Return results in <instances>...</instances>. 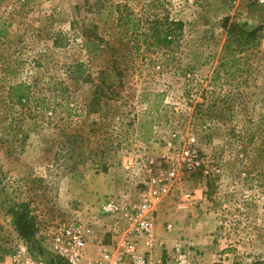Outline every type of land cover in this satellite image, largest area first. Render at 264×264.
I'll use <instances>...</instances> for the list:
<instances>
[{"label": "rangeland", "instance_id": "obj_1", "mask_svg": "<svg viewBox=\"0 0 264 264\" xmlns=\"http://www.w3.org/2000/svg\"><path fill=\"white\" fill-rule=\"evenodd\" d=\"M225 19L260 28L255 44L237 48ZM173 21L183 24L171 30L174 42L151 44L155 23L165 34ZM0 26L2 260L41 253L43 236L29 244L12 223L19 203L30 204L39 233L77 218L94 231L89 243L105 241L121 219L102 213L100 201L131 203L175 168L155 213L167 216L164 228L190 261L205 251L187 230L193 224L214 229L202 236H211L215 264H264V2L0 0ZM79 62L84 77L74 72ZM20 82L32 86L26 106L9 98ZM162 97L160 121L141 139L139 120ZM190 136L198 142L191 167L181 155ZM187 192L190 212L181 207Z\"/></svg>", "mask_w": 264, "mask_h": 264}, {"label": "built area", "instance_id": "obj_2", "mask_svg": "<svg viewBox=\"0 0 264 264\" xmlns=\"http://www.w3.org/2000/svg\"><path fill=\"white\" fill-rule=\"evenodd\" d=\"M259 1L264 2V0ZM197 143L196 137L190 136L187 139L186 145L181 150L183 161L189 167L194 165V160L198 155ZM175 178L176 170L173 168L167 173L165 178L155 179L151 189H148L142 197V204L133 206L124 204L121 200L107 198L100 201V211L104 214L118 217V219L125 218L131 233L138 232L151 235L153 218L149 216V213L156 208L157 201L161 195L169 194L173 188ZM194 203V195L191 192H187L184 194V201L181 207L193 205ZM93 232L90 225L77 218L71 221L54 223L45 231H40V233L37 232L36 234L38 239L40 236H43L44 239V241L41 240L39 247L41 253H39L37 258L30 256L21 257V255H18L12 262L0 258V264H53L52 260L56 257L63 259L67 264H121V259L112 250H102L98 258L90 261L87 260V248ZM134 245V243L129 241L126 243V254L134 259L135 264H146L147 257L145 255H137ZM185 246L182 241H179L174 247L173 258L177 264H189L191 262L189 253L184 250ZM47 256L49 258L48 262L45 260Z\"/></svg>", "mask_w": 264, "mask_h": 264}, {"label": "crops", "instance_id": "obj_3", "mask_svg": "<svg viewBox=\"0 0 264 264\" xmlns=\"http://www.w3.org/2000/svg\"><path fill=\"white\" fill-rule=\"evenodd\" d=\"M146 192L147 191L141 192L138 199L130 200L131 203H126V201L123 203L133 206L142 204V197ZM193 209L194 208L192 205H186L183 207V210H187V212L193 211ZM155 210L156 208L151 210L149 213V216H152L153 218L151 235L138 232L131 233L125 218L121 219L119 221L118 227L115 222L112 226H109L108 229L105 230V235H107V239L105 241L102 240L103 237H99V240L96 243H92L93 240L91 243H89L87 248V260L90 261L92 259L98 258L101 255L102 250H112L117 255V257L121 259V264H135L134 259L126 254V243L129 241L135 244L134 246L137 250V255H145L147 257L146 264H177L173 258L172 251L174 250V247L177 245V243L181 240L177 239L175 233L166 231L164 228V222L167 216L163 213H155ZM187 230H190V233L192 234H200V236L197 238V243L199 244L198 248H204L205 251L204 254H202L203 256H201L199 259L198 264H215L217 261L211 256V254L214 255L215 252V248L211 245V236H205L207 233L213 232L214 229L204 225L195 227L194 229V225L192 224L187 226ZM202 234L205 235L202 236ZM189 244L194 246L191 243ZM201 244L206 245L203 246ZM189 264L194 263L190 262Z\"/></svg>", "mask_w": 264, "mask_h": 264}, {"label": "trees", "instance_id": "obj_4", "mask_svg": "<svg viewBox=\"0 0 264 264\" xmlns=\"http://www.w3.org/2000/svg\"><path fill=\"white\" fill-rule=\"evenodd\" d=\"M130 26V25H129ZM183 24L179 21H173L168 25V29L164 31L165 34H162L160 27L157 23H155L152 29V35L150 37L151 44L162 47L169 46L174 41L173 38H169L172 36L174 31L181 30ZM138 27V23L134 24V30ZM224 27L226 28L227 34L233 38V42L236 43L237 48L240 50H244L245 47L255 44V38L260 28H256L251 31L244 30L240 27V25L235 23H229L228 19L224 21ZM7 35V29L3 26H0V46L4 44L5 36ZM148 43V41H145ZM95 45V43H93ZM235 55V54H234ZM74 72H76L80 77H84L85 73V65L84 63H77L74 65ZM9 98L11 101L20 106L28 105L32 99V86L25 82H20L16 84H12L9 87ZM105 94L102 87H97L94 91L95 99H99ZM160 94V93H159ZM159 94H155V96H159ZM151 94L145 91L142 94V101H146L149 99ZM163 95V94H161ZM163 97L160 98V102L153 104H148L147 111H145V115L143 118L139 120V129L145 128L146 133L141 135V139L148 140L152 133V127L154 124L159 123L160 121V109L159 106L162 104ZM153 107L155 108V112L158 113V117H155L152 113ZM106 170V169H105ZM12 214V223L15 226L19 236L27 243L31 244L34 241L36 234L39 230L38 222L36 216L32 213L30 204L28 202H22L17 205L16 208L11 210ZM53 264H67L63 259L56 257L52 260Z\"/></svg>", "mask_w": 264, "mask_h": 264}]
</instances>
